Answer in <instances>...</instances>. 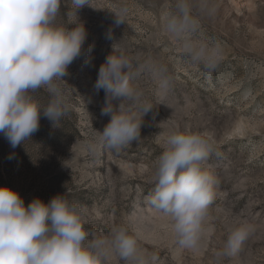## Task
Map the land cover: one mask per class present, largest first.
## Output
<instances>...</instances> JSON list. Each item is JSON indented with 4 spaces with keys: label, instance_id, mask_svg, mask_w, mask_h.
I'll return each mask as SVG.
<instances>
[{
    "label": "rangeland",
    "instance_id": "1",
    "mask_svg": "<svg viewBox=\"0 0 264 264\" xmlns=\"http://www.w3.org/2000/svg\"><path fill=\"white\" fill-rule=\"evenodd\" d=\"M65 2L60 21L71 18ZM172 3L90 0L91 7L77 11L87 32L83 49L91 51L69 65L66 84L61 83L71 107L60 127L41 113L38 131L15 149L0 133V186L16 191L25 206L35 198L48 203L64 195L80 205L90 231L107 234L113 225L125 224L140 247L156 257L155 264H264V0H213L215 11L202 19L199 33L223 48L211 72L191 63L163 31L161 15ZM118 7L127 13L116 25L112 12ZM115 44L141 61L152 57L165 65L172 83L162 93L148 74L134 76L132 82L153 105L143 117L141 139L94 155L88 145L98 142L110 119L102 115L105 92L94 85ZM35 95L42 105L49 99L44 90ZM173 123L206 134L213 146L207 168L216 178V195L198 251L179 248L168 218L146 201L153 189L151 165ZM240 219L254 226L253 233L237 254L217 260L216 251ZM109 264L124 261L112 257Z\"/></svg>",
    "mask_w": 264,
    "mask_h": 264
},
{
    "label": "clouds",
    "instance_id": "2",
    "mask_svg": "<svg viewBox=\"0 0 264 264\" xmlns=\"http://www.w3.org/2000/svg\"><path fill=\"white\" fill-rule=\"evenodd\" d=\"M61 2L0 0V133L13 149L38 131L41 113L60 127L71 107L61 87L63 78L75 59L91 51L83 49L87 32L76 14L84 6L91 7L90 0H67L66 15L71 18L66 21L58 18ZM214 11L213 0H173L161 15L163 31L191 63L208 72L223 57L219 43L209 44L199 35L202 19ZM112 13L116 25L125 22L126 7ZM107 38L111 39V29ZM140 73L151 76L162 93L171 86L165 65L152 57L141 61L118 44L99 67L94 87L105 92L102 115L110 119L98 133V142L88 145L92 154L119 151L141 139L143 117L153 105L132 82ZM39 90L48 94L46 104L37 101ZM212 147L206 134L173 123L163 134V151L151 165L153 189L147 204L168 218L173 241L182 249L198 251L204 243L216 195L217 181L207 168ZM13 158L14 154L8 156ZM253 231L251 223L237 220L216 251L217 260L237 254ZM112 257L124 264H155L156 260L125 224L113 225L107 234L86 229L80 205L64 195L48 203L35 198L25 206L16 191L0 186V264H109Z\"/></svg>",
    "mask_w": 264,
    "mask_h": 264
}]
</instances>
